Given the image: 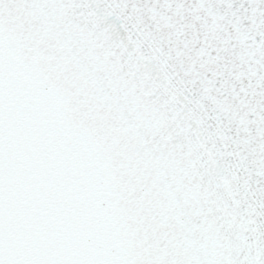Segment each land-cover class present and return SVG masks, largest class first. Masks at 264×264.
Returning <instances> with one entry per match:
<instances>
[{"label":"snow or ice","instance_id":"obj_1","mask_svg":"<svg viewBox=\"0 0 264 264\" xmlns=\"http://www.w3.org/2000/svg\"><path fill=\"white\" fill-rule=\"evenodd\" d=\"M0 264H264V0H0Z\"/></svg>","mask_w":264,"mask_h":264}]
</instances>
